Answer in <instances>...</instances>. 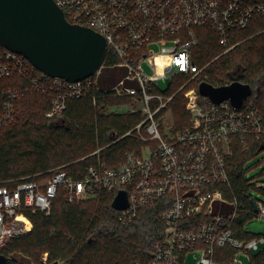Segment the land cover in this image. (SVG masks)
<instances>
[{
	"label": "built area",
	"instance_id": "2783aa9c",
	"mask_svg": "<svg viewBox=\"0 0 264 264\" xmlns=\"http://www.w3.org/2000/svg\"><path fill=\"white\" fill-rule=\"evenodd\" d=\"M53 1L70 23L101 34L107 51L126 69L125 79L105 92L130 97L132 106L140 103V109L130 107V112H141L143 119L125 136L145 145L126 152L114 168L97 158L81 177L60 167L19 179L13 186H9L11 181L0 183V246L31 230L24 210L48 214L59 196L74 204L93 199L101 191L115 195L125 190L129 205L117 211L121 224L133 221L140 209L162 198L168 203L157 217L163 235L151 245L145 264H186L188 253H193L194 264H241V253L258 248L264 236L244 239L235 234L239 208L235 199L226 197L232 193L227 168L233 140L243 145L253 138L264 141V117L249 97L241 108H234L229 100L213 104L198 93L197 86L188 84L206 67L192 63L195 29H211L227 51L233 46V32L246 28L253 16L264 15V0ZM150 41H161L164 46L155 52L147 45ZM168 41L172 44L167 45ZM145 61L151 73L144 69ZM36 71L21 54L0 49V128L15 122L16 104L27 94L49 97L47 118L62 113L71 100L87 97L95 103L99 89L90 77L75 82L51 78L45 83ZM180 74L190 79L166 95L158 81L169 85ZM127 81H135L137 86ZM182 90L190 124L182 132H173L171 127L162 130V117L168 112H161ZM152 101L157 103L155 107ZM254 188H264V182L255 183ZM253 201L254 216L264 219V201ZM226 205L230 208L223 210ZM41 260L48 264L47 253Z\"/></svg>",
	"mask_w": 264,
	"mask_h": 264
},
{
	"label": "trees",
	"instance_id": "16d2710c",
	"mask_svg": "<svg viewBox=\"0 0 264 264\" xmlns=\"http://www.w3.org/2000/svg\"><path fill=\"white\" fill-rule=\"evenodd\" d=\"M196 46L192 50V63L204 68L202 75L189 84L196 87L207 81L213 85L234 81L249 84V97L264 117V15H255L244 29L232 33V49L223 53L217 35L207 27L195 29ZM3 50V48H0ZM120 60L110 50L105 54L101 69L113 71ZM45 83L50 77L36 71ZM95 81V75L90 77ZM180 74L172 79L165 90L166 95L177 91L187 79ZM120 80L115 74L101 79L104 86L96 93L95 103L90 98H80L67 103L66 109L53 118H47L50 99L42 93H31L16 104V120L0 128V183L31 177L37 173L63 167L68 173L81 177L88 165L97 158L108 167H117L128 151L139 150L144 142L126 135L139 124L143 116L135 112H109V107L130 104V97H117L106 93ZM117 81V82H116ZM148 91H152L149 87ZM183 92H177L166 104L169 110L172 131L182 132L190 124L184 109ZM152 101L151 106L155 107ZM144 132V131H143ZM264 141L248 139L243 145L233 140L232 154L228 162V175L232 193L226 197L235 199L239 213L234 221L235 234L244 239L260 235L244 233V222L254 216L252 198L248 194V180L244 176V163L259 151ZM98 150V153L93 154ZM254 186V184H253ZM264 194V188H259ZM114 193L101 191L93 199L69 204L59 196L50 212L24 210L23 214L32 224L23 236L13 238L0 247V255L7 257V264H38L47 253L48 264H145L150 257L151 245L163 235L159 213L167 206L166 198L139 210L136 218L121 224L118 212L112 209ZM228 205L223 210H228ZM254 262L264 264V250L254 257ZM42 264V263H39Z\"/></svg>",
	"mask_w": 264,
	"mask_h": 264
},
{
	"label": "water",
	"instance_id": "95a60500",
	"mask_svg": "<svg viewBox=\"0 0 264 264\" xmlns=\"http://www.w3.org/2000/svg\"><path fill=\"white\" fill-rule=\"evenodd\" d=\"M0 46L21 54L44 75L69 82L95 75L107 52L101 34L70 23L53 0H0ZM197 90L213 104L229 100L234 108H241L252 94L251 86L239 81L223 85L201 81ZM128 205L127 192L118 190L112 209ZM251 205L256 211L255 201ZM0 264H7L6 256L0 255Z\"/></svg>",
	"mask_w": 264,
	"mask_h": 264
},
{
	"label": "rangeland",
	"instance_id": "374dc122",
	"mask_svg": "<svg viewBox=\"0 0 264 264\" xmlns=\"http://www.w3.org/2000/svg\"><path fill=\"white\" fill-rule=\"evenodd\" d=\"M238 43L232 44V42H231V45H233L232 48ZM166 44L171 45L172 43L168 41ZM147 45L149 48L153 49L155 52H159L161 50V48L164 46L161 41H150ZM229 50H227V51H229ZM227 51L225 49L223 51V53H225ZM143 67L148 73H151V67L146 61L144 62ZM113 69H114L113 71H107V70H104V68H102V69L100 68V70L95 74V82H96L97 86H99L101 89L104 87L101 84V79L104 78L105 76L107 77V75H109V72H110V74L114 73L115 76L120 79L119 81H121L122 79H125V77L127 75V71L124 67L115 66ZM186 76L188 78L184 81V83L190 79L189 75H186ZM118 82L113 87H115L118 84ZM127 82H130L129 84L131 86H134V87L137 86V83L135 81H127ZM157 84L163 90H165L168 86V84L162 80L158 81ZM189 86L191 87V84ZM113 87H111V88H113ZM183 98H184V109H185L186 99H185L184 95H183ZM261 101L264 102V96H262ZM132 105H134V104L131 102L130 104H124V105H121L118 107L117 106L109 107L106 110V113H109V112H118V113L123 112V113H125V112H130V109H131L130 107H137L138 109L141 108L140 103L135 104V106H132ZM167 111H168V113L165 114L166 116L162 117V121H161L162 130H170V127H172L171 115H170L169 110H167ZM185 111H186V109H185ZM186 113H187V111H186ZM187 115L189 117L188 113H187ZM189 121H190V117H189ZM243 170H244V176H245L246 180H248V184H250V186L248 188L249 196L253 200L256 199V200L264 201V194H262L260 192V190H258L257 188H254V186H253V184H255V183L264 182V150L259 151L257 153H254V155L251 156L244 163ZM243 231H244V233H250L253 235L264 236V219L256 217V216H253V217L247 219L243 224ZM9 241L5 242L3 245L8 243ZM3 245H1V246H3ZM262 250H264V242H259L258 248L252 249L249 253H247V252L241 253V255L239 256V261L241 262V264H258L256 262H254L253 257ZM41 259H42V256L39 259V263L43 264ZM194 262L195 261L193 259V253H188V255H186V264H194ZM57 264H60V263H57ZM135 264H137V262H135Z\"/></svg>",
	"mask_w": 264,
	"mask_h": 264
}]
</instances>
